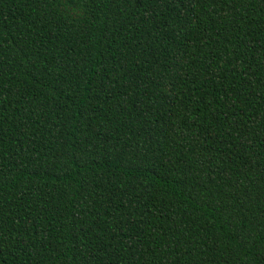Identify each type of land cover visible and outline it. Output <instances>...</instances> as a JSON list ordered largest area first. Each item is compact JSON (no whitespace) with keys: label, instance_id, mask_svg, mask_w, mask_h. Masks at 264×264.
I'll list each match as a JSON object with an SVG mask.
<instances>
[{"label":"trees","instance_id":"trees-1","mask_svg":"<svg viewBox=\"0 0 264 264\" xmlns=\"http://www.w3.org/2000/svg\"><path fill=\"white\" fill-rule=\"evenodd\" d=\"M0 264H264V0H0Z\"/></svg>","mask_w":264,"mask_h":264}]
</instances>
